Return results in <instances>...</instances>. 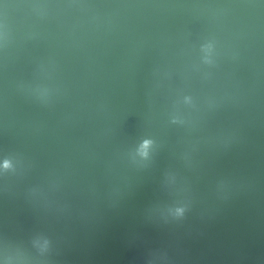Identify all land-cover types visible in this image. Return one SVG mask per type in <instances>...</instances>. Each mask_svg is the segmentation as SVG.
Returning a JSON list of instances; mask_svg holds the SVG:
<instances>
[{
    "label": "water",
    "instance_id": "water-1",
    "mask_svg": "<svg viewBox=\"0 0 264 264\" xmlns=\"http://www.w3.org/2000/svg\"><path fill=\"white\" fill-rule=\"evenodd\" d=\"M0 264H264V0H0Z\"/></svg>",
    "mask_w": 264,
    "mask_h": 264
},
{
    "label": "clouds",
    "instance_id": "clouds-1",
    "mask_svg": "<svg viewBox=\"0 0 264 264\" xmlns=\"http://www.w3.org/2000/svg\"><path fill=\"white\" fill-rule=\"evenodd\" d=\"M147 143H148V142H147V141H145V147L147 146Z\"/></svg>",
    "mask_w": 264,
    "mask_h": 264
}]
</instances>
